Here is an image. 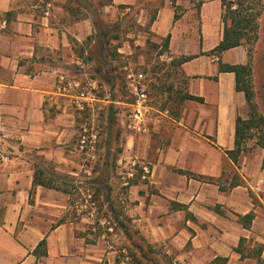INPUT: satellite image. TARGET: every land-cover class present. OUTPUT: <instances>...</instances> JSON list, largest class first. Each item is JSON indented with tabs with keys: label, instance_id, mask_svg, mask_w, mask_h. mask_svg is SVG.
<instances>
[{
	"label": "crops",
	"instance_id": "1",
	"mask_svg": "<svg viewBox=\"0 0 264 264\" xmlns=\"http://www.w3.org/2000/svg\"><path fill=\"white\" fill-rule=\"evenodd\" d=\"M51 5L0 0V264H129L125 249L89 230L84 218L65 217L67 193L34 182L39 159L68 161L70 114L58 104L51 115L63 68L54 59L78 63L72 42L96 31L89 19L65 25L59 12L66 6ZM178 5L184 10L176 18ZM156 7L151 30L170 35L172 59L191 57L179 68L187 93L204 100L185 99L179 117L161 113L148 120L147 132L127 134L126 151L138 163L123 197L127 230L160 245L174 263L264 264L263 157L244 150L235 163L227 153L248 104L236 74L220 70V63L245 64L247 50L213 52L224 34L222 0H165ZM235 173L241 183L230 186ZM251 212L246 227L240 216Z\"/></svg>",
	"mask_w": 264,
	"mask_h": 264
},
{
	"label": "rangeland",
	"instance_id": "2",
	"mask_svg": "<svg viewBox=\"0 0 264 264\" xmlns=\"http://www.w3.org/2000/svg\"><path fill=\"white\" fill-rule=\"evenodd\" d=\"M82 1L37 0L41 4L51 2V8L66 6L65 13L59 12L65 25L89 19L96 30L82 43L72 42L81 55L78 63H60L58 54L57 60L54 59V63L63 68L58 73L60 94L54 97L58 102L54 103L51 115L55 116L60 110L58 104L70 114L68 123L71 130L65 144L68 161L59 164L39 159L38 165L67 180L69 193L65 217L84 218V222H89V230L125 249L121 254L128 257L129 264H183L179 261L174 263L170 253L160 245L148 243L134 228L129 227L127 233L115 220L110 208L112 206L117 214H121L120 219L124 222L123 197L127 186L123 183L133 166V160L126 151V137L132 131L128 124L134 110L129 74L145 73L150 105L148 120L161 113L179 117L184 111L181 97L188 91V79L172 60L164 59L170 55L165 47V37L158 38L151 30L156 6L165 0H136L125 4L89 0L92 10ZM245 7L249 8V14L260 12L258 39L254 45L247 46H253L251 78L254 100L257 111L264 116V0H247ZM183 10L184 7L178 5L177 17ZM111 105L116 121L110 126ZM242 116L245 119L252 116L248 106L242 111ZM243 146L250 155L263 157L264 162V126L255 127ZM230 172L231 178L233 171ZM259 248L261 246L257 245L256 252Z\"/></svg>",
	"mask_w": 264,
	"mask_h": 264
},
{
	"label": "trees",
	"instance_id": "3",
	"mask_svg": "<svg viewBox=\"0 0 264 264\" xmlns=\"http://www.w3.org/2000/svg\"><path fill=\"white\" fill-rule=\"evenodd\" d=\"M82 1V0H81ZM113 0H108V3H112ZM247 0H222L223 4V14L222 21L224 24V34L223 39L220 41L218 46L213 50L218 54H221L223 51H226L230 48L236 46H244L246 47L248 54V61L245 64H224L220 63L221 71H233L236 74V89L238 91H243L248 107L252 112V116L248 119L242 118L238 116L236 121V136H235V148L233 150L227 151L230 158L235 162H239L240 154L245 150L243 143L246 139L249 138L250 133L255 127L259 125L264 126V116L260 114L257 110V102L254 100L255 98V90L252 84V51L253 46H247L248 44H253L257 41V31L259 28L258 17L260 12L257 11L255 14H249V8L245 7V2ZM89 10H92L93 6L89 0L82 1ZM106 3V2H104ZM103 3V4H104ZM177 18V16H176ZM170 41V35L165 38V47L168 50ZM81 57V55H79ZM191 57H181L178 59L173 58L172 62L176 66H180L184 61L190 59ZM183 100L192 99L202 102L204 99L202 97H198L189 93H185L181 97ZM111 111L108 117V123L111 126L115 123V111H113V105L110 106ZM182 172V170H181ZM237 174L234 175L231 185L236 186L240 184V180ZM63 178H59L56 175L49 173L45 168L38 167L36 169L34 182L38 185H42L48 188H54L61 190L65 193H69V189L66 187L67 180ZM210 181L212 179H209ZM224 189V187H222ZM111 211L114 212L115 220L124 228V230L128 233L126 224L119 218L116 210L110 206ZM255 215L253 212L248 213L244 216H240V220L243 224L248 227L250 223L254 219ZM129 235V234H128ZM245 241L244 238L241 239L239 246L236 248V251H241V245ZM41 244H45V240L41 242ZM140 250L143 251V248L140 247ZM262 252V246L257 250L258 253V261H261L260 255ZM222 260L226 261V258H222Z\"/></svg>",
	"mask_w": 264,
	"mask_h": 264
},
{
	"label": "built area",
	"instance_id": "4",
	"mask_svg": "<svg viewBox=\"0 0 264 264\" xmlns=\"http://www.w3.org/2000/svg\"><path fill=\"white\" fill-rule=\"evenodd\" d=\"M165 60L171 61L172 57L170 55H166ZM129 89L131 92V96H133L134 101L132 106L134 107L133 113L131 114V120L128 124V127L131 130L138 132H147L149 130L148 126V115L147 110H149V94L147 90V85L145 81V73H132L129 74ZM138 163H133L131 170L127 172L125 177L124 185L129 186L131 184L132 179L135 177V174L138 172L137 170ZM143 178L147 177L149 172L146 166L142 167Z\"/></svg>",
	"mask_w": 264,
	"mask_h": 264
}]
</instances>
